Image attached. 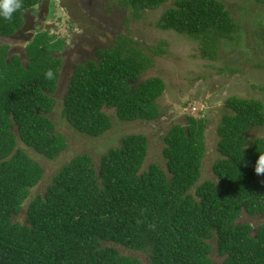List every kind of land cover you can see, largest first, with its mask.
<instances>
[{"label": "trees", "instance_id": "obj_1", "mask_svg": "<svg viewBox=\"0 0 264 264\" xmlns=\"http://www.w3.org/2000/svg\"><path fill=\"white\" fill-rule=\"evenodd\" d=\"M39 1L23 0L12 21L0 18V35L19 30L24 10ZM95 1L119 6L126 20L162 8L156 26L194 42L196 55L209 61L236 46L242 34L226 0ZM261 25L256 35L263 43ZM55 37L38 31L25 47V63L0 45V264H145L126 249L142 252L148 264H218L215 258L264 264V222L255 228L239 221L245 213L264 216V174L255 172L264 138L253 134L264 128V103L255 97L224 100L213 179L199 182L207 119L185 115L162 138L164 166L144 167L148 137L129 133L98 166L79 153L56 171L45 192H35L44 168L28 150L53 160L67 147L51 118L55 108L73 129L96 137L111 129L114 116L129 123L156 120L165 89L159 76L141 78L153 56L129 35L117 34L96 60L74 70L57 100L51 93L61 60L54 54L64 42ZM165 42L150 52L165 54ZM209 66L222 74L237 70ZM50 69L51 80L45 75ZM105 109H114V116ZM22 212L24 219H16Z\"/></svg>", "mask_w": 264, "mask_h": 264}, {"label": "rangeland", "instance_id": "obj_2", "mask_svg": "<svg viewBox=\"0 0 264 264\" xmlns=\"http://www.w3.org/2000/svg\"><path fill=\"white\" fill-rule=\"evenodd\" d=\"M42 2L47 5L46 8L48 9L46 23L48 21L54 23V25L48 27V31L57 37L64 38L67 42L66 49L69 51L68 43L71 44L72 38L76 37L79 26L76 19L71 15H68L69 18L67 14H63L62 4L67 5V2L71 4L79 3L82 8L94 10L93 0H42ZM226 3L231 10L233 19L241 24L242 34L236 46L227 45V47H224V53L221 52L220 56L214 61L202 59L199 55H196V44L194 42L173 30H161L156 26L155 21L162 13V8L159 7L158 10L148 12L146 18H131L129 20H126L127 12L119 10L114 15V20H111V24L115 26L114 29L117 33L129 35V37L135 39L137 45L154 58L153 66L145 70L141 78L159 76L165 83L164 92L159 97L158 102L161 109L159 119L150 122L143 120L129 123L116 118L113 115L114 109H105L107 113L114 116L111 129L100 136L90 137L73 129L65 118L60 115L59 109L55 108L51 113V118L54 120L56 128L66 137L67 147L53 160L46 159L36 152L28 150V153L39 161L44 168L43 178L36 186L35 192H45L46 185L52 180L56 171L79 153H88L94 165L98 166L101 155L109 148L118 146L121 137L129 133H143L148 137V152L144 167L152 162L164 166L165 159L162 152L165 144L162 138L168 128L175 122L183 120L185 115L207 119L208 125L204 131L206 150L199 182L213 179L215 175L212 166L220 157L216 148L219 140L217 125L227 111L224 100L227 97L237 95L242 98L255 97L261 99L264 103V90L261 91L260 88L264 87V42L262 43V39L256 35L258 27H262L261 24L264 26V5L247 0H226ZM34 7L25 11L26 17L35 19V15L38 16L41 6H39V9ZM42 11L41 13H43ZM79 19L78 21L83 23L82 28H86L90 23L85 18ZM104 31L98 30L97 32L101 34ZM11 41L14 47L17 45L18 49L15 48L16 50H23L25 42L18 39H11ZM161 41H166V45L163 44L162 46L167 49V52L158 55L152 54L150 48L157 46ZM212 64H215L216 67L233 66L237 67V70L232 73L230 71L223 74L216 73L209 66ZM214 81L219 83L215 87L212 86ZM252 85L258 87L253 88ZM196 87L200 88V94L194 90ZM203 90L205 94L202 93ZM61 95H58V97H61ZM170 110L173 112L169 113ZM253 134L256 137L264 138V128L255 129ZM16 219L23 220L24 212ZM239 221L249 222L256 228L264 222V216L254 217L245 213L239 218ZM124 252L140 256L145 264H148L142 252L127 249ZM215 259L218 264L221 263V258Z\"/></svg>", "mask_w": 264, "mask_h": 264}, {"label": "flooded vegetation", "instance_id": "obj_3", "mask_svg": "<svg viewBox=\"0 0 264 264\" xmlns=\"http://www.w3.org/2000/svg\"><path fill=\"white\" fill-rule=\"evenodd\" d=\"M69 3V2H68ZM39 4V5H38ZM34 8L39 9L38 16L35 15V19H30L25 16V11L23 12L24 22L19 30H17L12 36H2L0 35V45H8L9 44V55L18 54L21 58H23L25 54V47L31 41L33 36L38 31H48V27L54 25L52 21H48L46 23V19L48 17V9L47 5L39 1ZM71 4V3H70ZM72 6H67L62 4L63 14L71 15L74 19H76L79 29H77V35L75 38H72L71 44L68 43L69 51L66 49L67 42L64 38L55 37V39L63 40L64 47L62 50L58 51L54 54L55 57L61 60L59 65V79L57 81V86L55 90L51 93L57 100L62 99L67 92L68 85L70 83V78L74 70L82 65H85L89 60L97 59L98 50L106 48L108 45L114 42V36L120 33L114 29V25L111 24V20H114V15L119 12L121 9L119 6H112L109 9L106 8L105 3L102 1L97 2L93 0L92 6H94V10H88L87 8H82L79 3L71 4ZM38 6V7H37ZM91 6V3H90ZM66 7V8H65ZM84 7V6H83ZM34 10V9H31ZM43 10V11H42ZM41 11L43 13H41ZM47 11V12H46ZM69 17V16H68ZM70 18V17H69ZM79 18L86 19L90 21L86 28H82ZM29 25L31 26L29 28ZM98 30H105L103 33H98ZM50 35H54L49 32ZM81 38V39H78ZM11 39H18L19 41L25 42L23 46V50H16L17 45L14 47ZM11 41V42H10ZM10 42V43H9ZM70 44V45H69ZM16 48V49H15ZM219 83L216 81L212 82V86H216ZM205 89V88H203ZM197 93L200 94V88L196 87L194 89ZM195 92V94H196ZM208 90L206 91V93ZM205 94L204 90L202 92ZM62 94V95H61ZM218 93L216 92V95ZM61 95V97H58ZM218 96V95H217ZM212 97V96H211ZM173 112L172 110L169 111ZM162 116V115H161ZM159 119V118H158ZM161 119V117H160Z\"/></svg>", "mask_w": 264, "mask_h": 264}, {"label": "clouds", "instance_id": "obj_4", "mask_svg": "<svg viewBox=\"0 0 264 264\" xmlns=\"http://www.w3.org/2000/svg\"><path fill=\"white\" fill-rule=\"evenodd\" d=\"M23 7V0H0V18L12 21L14 14ZM9 50V49H8ZM12 56V55H11ZM22 62L25 63V54L22 58ZM46 78L51 80L54 78L55 73L53 70L46 72ZM255 172L257 175L264 174V155H260L257 160Z\"/></svg>", "mask_w": 264, "mask_h": 264}]
</instances>
